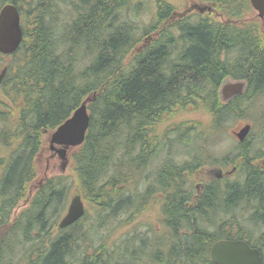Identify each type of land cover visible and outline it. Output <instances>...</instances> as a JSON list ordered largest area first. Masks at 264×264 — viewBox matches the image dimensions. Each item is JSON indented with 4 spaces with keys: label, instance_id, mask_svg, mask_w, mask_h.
Masks as SVG:
<instances>
[{
    "label": "trees",
    "instance_id": "trees-1",
    "mask_svg": "<svg viewBox=\"0 0 264 264\" xmlns=\"http://www.w3.org/2000/svg\"><path fill=\"white\" fill-rule=\"evenodd\" d=\"M65 1L0 0V8L17 7L23 30L17 51L0 64V70L7 68L0 83V264H13V249L29 239L39 241L29 243L14 264H138L146 247L157 250L150 258L154 264H214L210 249L219 240L246 242L261 252L264 264V232L252 241V231L240 224L235 232L219 225H233L240 207L252 214L253 228L264 227V171L252 165L257 164L248 144H241L238 161H232L240 179L206 181L202 196H193L194 178L204 167L222 163L207 149L224 125L251 100L264 98L259 21L242 28L207 17L190 21L161 0L150 26L154 37L136 48L138 28L127 12L140 6L137 0H75L72 21L58 23L55 10ZM211 1L229 6L230 19L250 5L249 0ZM225 80L244 82L243 93L223 102L219 89ZM87 98L92 99L90 122L79 151L70 157L71 179L44 182L11 222L36 177L45 135ZM164 147L175 154L165 155L141 180L148 185L136 198L130 187ZM72 189L96 204L102 219L144 209L154 199L168 236L147 245L140 240V251L126 247L116 255L99 246L78 258L75 248L87 240L85 216L52 236L51 221L65 209Z\"/></svg>",
    "mask_w": 264,
    "mask_h": 264
},
{
    "label": "rangeland",
    "instance_id": "rangeland-1",
    "mask_svg": "<svg viewBox=\"0 0 264 264\" xmlns=\"http://www.w3.org/2000/svg\"><path fill=\"white\" fill-rule=\"evenodd\" d=\"M159 1L161 0H137L140 6H135L132 8V10L127 12L128 18L132 20L134 26L138 28L137 40L140 39V41L136 45V48L144 45V43L150 41L152 37H154V33H152V29L150 28V26L156 22V20H153L157 14V6ZM164 1L171 5L179 18H181L182 16L184 18L191 17L189 19L190 21H196L199 19V17H207L210 21L220 24H226L231 21L237 28H242L247 25L249 26L253 22L259 21L257 22L259 27L257 37H259L261 40H264V19L260 20L257 16V12L254 11L249 4L246 7L249 9L240 10V13H243L241 17L230 19L227 15V12L230 8L227 5H223L222 2L218 3L211 0ZM74 3L75 0H66L63 3L60 2L59 5L57 3L58 6L55 11L58 18V23L72 21L71 19L74 18L75 14L72 6V4ZM231 7L234 8V4H232ZM133 12L136 14L135 16H133ZM130 54L132 55V52ZM6 58L7 57L5 56L0 58V64L4 65L7 62ZM81 64H84V62H82ZM248 104L250 106L244 108V111L239 117L227 122L224 125L221 133L219 134V140L215 142V144H213L214 146L212 148L207 149V151L211 155L218 158V160H221L222 163L215 166H207L204 170H202L200 174H198L197 179L194 178V183L196 185L200 184L199 182L206 183V181L210 180V177H216L218 171L217 167H220L219 165H221L222 169L226 171H230V169L235 166V164H232V161L235 163L239 158L237 156L239 152L238 140L235 137V133H238L246 125L251 126L249 132L250 134L248 135L247 140L249 141V144L251 146H254L253 149L250 148L252 150V153L255 151L256 154H262L264 159V98L256 100L253 99ZM198 115L193 118L199 119L201 116ZM188 117L189 116H187L186 118ZM51 134L52 132L46 134L43 139L41 151L38 153L35 159L36 177L31 182L26 199L24 201H21V203L13 211V215L10 220L11 222L14 220L16 221L15 218L18 217L23 210L27 209L30 199L44 182L49 179L58 177H64L67 179L66 182H68L72 177V165L70 157L73 154L77 153L80 147L78 146L70 148L67 151V160L63 161L59 158L56 152L54 153L50 149ZM170 144L171 145L168 146L174 147L176 145L175 142ZM170 153L175 154V151L169 150V147H164L163 150L158 153L159 156L154 158L150 165L146 167L144 172L141 173L139 183L136 184L134 188L130 187V193H132L136 198L139 197L140 192L148 185L147 180H144L142 183L141 180L145 179L144 177L146 175L153 174V170H155L158 162H160L165 155ZM178 153L179 155H183L182 152L178 151ZM257 163H259V161ZM210 169H214L213 173L215 176H211L205 173V170ZM236 176H238V174ZM236 176L235 174H232L228 176V179H235ZM238 179H240V177H238L237 180ZM194 183L193 186L195 185ZM75 192L76 191H74V189L69 191L68 201L66 203L65 209L62 211L60 216L54 218L51 221L52 223L55 222L56 224L52 230L53 237L58 233L57 225L61 217L66 212L70 199L73 195L76 194ZM82 200L85 206V217L82 223V230L85 236H87V240L80 243L79 247L75 248L78 252V258H80L85 253H87L88 255L94 253L99 246H102L103 249H105L108 253L113 252L116 255L120 252V250H123L126 247H128L129 251H132L134 249L139 250V246L142 244L140 240H142L143 243L147 245V242L150 244L153 240H158V238H161L160 240H164L168 236L167 230L163 224V217L160 213V204L154 199H148L149 201L147 202V205H145L144 209H141V207H139L138 210H136L135 208H130L129 210H126V212L118 213V215H116L114 219H102L97 212L98 206L96 204L94 205L92 203H89L83 198ZM251 215V213L249 214L248 212H242V208L240 209L239 207L233 214L234 217H231L234 221L233 225H231L230 222L225 223V221L219 222V225L223 226L224 229L227 228L228 230L235 232V230L239 227L238 225L240 224L247 228V230L252 231V235H254L252 241H255V237H257L260 232H264V227H260L258 229L253 228V225L250 224L248 220ZM100 220L108 221L100 222ZM238 220L239 223H237ZM29 241L30 242H27L25 244L22 240L21 244L16 245V247L13 249V256H15L13 264L18 261V259H21V256H23L26 249L30 248L28 245L29 243L31 245L32 243H35L39 240L29 239ZM165 250L166 249H163V253H165ZM154 251H157L154 247H146L145 253H147V256L145 255L143 257H140V261L138 264H154L151 260V254ZM138 252H136V254H138ZM20 261L21 260H19V264H21Z\"/></svg>",
    "mask_w": 264,
    "mask_h": 264
},
{
    "label": "water",
    "instance_id": "water-1",
    "mask_svg": "<svg viewBox=\"0 0 264 264\" xmlns=\"http://www.w3.org/2000/svg\"><path fill=\"white\" fill-rule=\"evenodd\" d=\"M250 4L257 12L260 19L264 18V0H250ZM20 14L15 5L6 4L0 9V54L10 56L19 48L23 31L20 23ZM7 68L0 72V83L3 80ZM244 82H230L226 80L221 89L220 97L223 101H229L243 92ZM87 98L73 114L51 134L50 149L56 152L63 161L67 160V151L72 147L82 145L89 127L90 116L87 104L91 102ZM250 131L246 125L235 136L241 142ZM56 147H60L59 149ZM221 175L220 170L217 171ZM85 214L84 202L80 195H74L69 202L67 211L58 223L59 229L70 227L79 221ZM210 257L214 264H262L259 250L251 248L244 241L219 240L210 249Z\"/></svg>",
    "mask_w": 264,
    "mask_h": 264
},
{
    "label": "flooded vegetation",
    "instance_id": "flooded-vegetation-1",
    "mask_svg": "<svg viewBox=\"0 0 264 264\" xmlns=\"http://www.w3.org/2000/svg\"><path fill=\"white\" fill-rule=\"evenodd\" d=\"M223 85V84H222ZM222 87V86H221ZM221 89V88H220ZM231 100V99H230ZM229 100V101H230ZM250 133H248V135H249ZM248 135H247V137L243 140V141H238V150H239V147L241 146V144H248L249 145V148H254V146L252 145H250L249 144V142H246L247 141V138H248ZM240 153V152H239ZM238 153V154H239ZM250 153H251V158L255 161V163L257 164V165H254L253 164V162H252V165L254 166V167H257V168H260V170L261 171H264V159H263V155L262 154H260V155H258V154H256L255 153V151L252 153V150L250 149ZM237 154V155H238ZM258 155V156H257ZM259 161V163H257ZM262 164V165H261ZM206 167H204L202 170H204ZM215 169V168H214ZM214 169H210V170H205V173L206 174H208V175H211V176H215L214 175V173H213V170ZM217 170H220L221 172H222V174L221 175H218V172H217V174H216V177H210L209 179L210 180H208L209 182H211V181H214V180H222V179H224V178H228V176H230V175H232V174H235V176L237 175V174H239L240 173V171H239V168L235 165V166H233L231 169H230V171H226V170H223L222 169V167H221V165H220V167H217ZM216 170V171H217ZM215 171V172H216ZM237 178L239 177V176H236ZM235 177V179H237ZM200 184H195L194 185V194H193V196L194 197H199V196H202V193H203V191H204V185H205V183H203V182H199Z\"/></svg>",
    "mask_w": 264,
    "mask_h": 264
}]
</instances>
